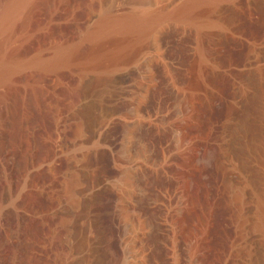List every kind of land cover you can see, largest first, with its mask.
Returning <instances> with one entry per match:
<instances>
[{
    "label": "rangeland",
    "instance_id": "374dc122",
    "mask_svg": "<svg viewBox=\"0 0 264 264\" xmlns=\"http://www.w3.org/2000/svg\"><path fill=\"white\" fill-rule=\"evenodd\" d=\"M107 1L70 0L74 10L62 6L55 15L46 5L30 8L24 32L15 34L24 39L25 55L50 51L55 41L72 44L75 27L96 21ZM141 9L149 14L130 21L129 29L110 25L46 77L62 95L92 75L87 99H103L110 112L107 126L118 139L107 187L123 248L112 264H209L224 250L227 233L237 237L233 259L262 264L251 206L244 230L235 235L229 197L230 184L264 192V0H117L112 18ZM114 70H123L126 80L110 100L105 91ZM41 93L29 107L42 155L36 170L41 176L53 167L63 184L83 152L81 137L71 121L55 128L48 92ZM5 130L0 152L13 159L17 141ZM50 140L57 151L51 157ZM29 191L37 208L40 187ZM36 237L27 241V259L43 264V242Z\"/></svg>",
    "mask_w": 264,
    "mask_h": 264
},
{
    "label": "bare ground",
    "instance_id": "6f19581e",
    "mask_svg": "<svg viewBox=\"0 0 264 264\" xmlns=\"http://www.w3.org/2000/svg\"><path fill=\"white\" fill-rule=\"evenodd\" d=\"M116 1L101 3L100 16L93 23L75 25L73 34L78 35L72 44L55 41L50 51L27 56L24 39L15 35L24 32L21 25L26 12L46 5L55 15L62 6L72 11L74 7L70 0H0V132L11 130L18 145V154L13 159H4L0 152V264H26L27 241L36 236L43 242L46 258L43 264H112L118 255V236L121 234L111 193L113 189L110 191L107 187L108 175L114 172L113 151L118 139L116 130L107 126L110 112L103 99H87L93 79L90 74L81 77L62 95L46 84L48 73L64 66L73 49L84 47L110 29V25L125 29L130 26V21L143 19L149 14L141 9L113 19ZM108 77L105 92L109 97L126 76L123 70H114ZM43 91L48 92L55 128L60 130L71 121L75 134L81 137L79 146L83 152L71 171L66 173L63 184L58 182L53 167L41 176L36 170L39 147L31 126L29 107ZM95 108L100 110L99 115L94 113ZM48 148L52 152L50 157L57 152L53 140ZM55 156L58 159V155ZM36 183L41 198H36L39 206L34 208L32 204L36 203L28 198V191ZM252 185L230 184L229 202L236 212L235 235L244 230L251 206L252 229L263 241L261 262L264 264V192L254 186L249 194L247 186ZM77 222L79 226L76 228ZM229 235L227 233L224 237L225 248L220 256L210 260L209 264H244L233 259L237 237ZM253 261L249 264H259ZM27 263L31 261L29 263L27 259Z\"/></svg>",
    "mask_w": 264,
    "mask_h": 264
}]
</instances>
